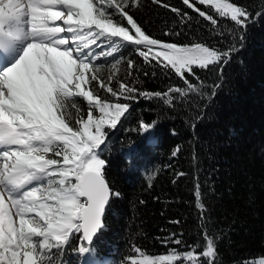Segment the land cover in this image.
<instances>
[{
    "label": "snow or ice",
    "instance_id": "1",
    "mask_svg": "<svg viewBox=\"0 0 264 264\" xmlns=\"http://www.w3.org/2000/svg\"><path fill=\"white\" fill-rule=\"evenodd\" d=\"M152 2L169 8L182 23L188 19L178 8ZM182 2L214 29L219 28L216 17L233 22L242 30L239 46L220 51L201 43L158 40L131 14L140 0H0V264H71L65 259L69 249L94 260L95 240L105 228L112 201L121 195L106 178L103 146L108 130L127 119L139 98L172 106L177 98L182 102L204 95L202 85L189 80L199 79L195 69H219L222 76L233 53L241 50L252 22L245 8L232 0ZM128 49L143 59V66L124 56ZM123 62L127 77L159 67L174 73L183 86L147 92L134 86L136 80H116V88L114 77ZM106 68L114 70L107 82L102 76ZM220 86L213 85L212 96ZM100 90L112 99L102 98ZM139 127L146 141L155 143V122L141 121ZM124 155L131 162V150ZM195 198L205 229L198 185ZM174 236L162 243L183 245ZM202 239V246H186L184 251L173 247L155 256L133 245L134 255L127 259L130 264H219L218 237L205 229Z\"/></svg>",
    "mask_w": 264,
    "mask_h": 264
},
{
    "label": "trees",
    "instance_id": "2",
    "mask_svg": "<svg viewBox=\"0 0 264 264\" xmlns=\"http://www.w3.org/2000/svg\"><path fill=\"white\" fill-rule=\"evenodd\" d=\"M232 2L245 8L252 22L244 33L243 47L233 53L222 76L219 69L196 68L199 79L189 77L202 85L204 95H190L182 102L177 98L172 106L139 98L132 102L127 119L108 130L103 146L106 178L121 195L112 201L105 228L95 240V259L80 258L69 249L65 259L71 264H130L127 258L134 255L133 245L152 256L173 247L184 251L186 246L203 245L205 229L218 237L219 264L264 260V0ZM161 3L186 12L188 19L182 23L169 8L140 0L131 14L148 35L179 45L206 44L220 51L239 46L242 30L230 20L216 17L219 28L214 29L182 0ZM196 6L216 16L213 10ZM166 31L179 35H165ZM124 56L143 66V59L131 49ZM118 68L116 88V80L130 84L136 80L134 86L147 92L183 86L174 73L166 74L159 67H145L133 77H127L126 62ZM113 71L103 70L105 82ZM216 84L221 86L212 96ZM99 94L112 99L102 90ZM141 121L155 122V143L146 141ZM130 150L131 162L124 155ZM197 185L205 206V229L196 207ZM173 233L174 239L184 243L166 247L162 241Z\"/></svg>",
    "mask_w": 264,
    "mask_h": 264
},
{
    "label": "rangeland",
    "instance_id": "3",
    "mask_svg": "<svg viewBox=\"0 0 264 264\" xmlns=\"http://www.w3.org/2000/svg\"><path fill=\"white\" fill-rule=\"evenodd\" d=\"M195 1V0H194ZM112 70V69H111Z\"/></svg>",
    "mask_w": 264,
    "mask_h": 264
}]
</instances>
